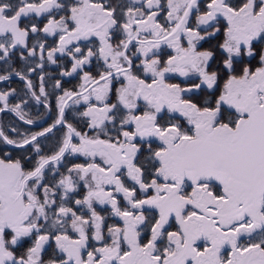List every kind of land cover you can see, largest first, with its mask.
I'll use <instances>...</instances> for the list:
<instances>
[{
	"label": "snow or ice",
	"instance_id": "1",
	"mask_svg": "<svg viewBox=\"0 0 264 264\" xmlns=\"http://www.w3.org/2000/svg\"><path fill=\"white\" fill-rule=\"evenodd\" d=\"M0 62L54 112L0 123V264H264V0H0Z\"/></svg>",
	"mask_w": 264,
	"mask_h": 264
},
{
	"label": "flooded vegetation",
	"instance_id": "2",
	"mask_svg": "<svg viewBox=\"0 0 264 264\" xmlns=\"http://www.w3.org/2000/svg\"><path fill=\"white\" fill-rule=\"evenodd\" d=\"M51 39V38H49ZM215 43V42H213ZM209 45H205V47H208ZM167 51H171V50H167ZM47 68H50V71H47ZM45 70L52 74V76L58 78V72H59V68L57 65H46ZM16 79L17 77H13V79ZM13 79L11 81H7V82H0V89H7V88H17L14 87V81ZM19 79V78H18ZM36 78H34L35 81ZM65 79H71V78H65ZM20 82V88L24 89V83L23 81L19 80ZM78 81L73 80L72 84H68L66 85V87H72L73 85H75ZM49 88L51 87V82H49ZM58 94V93H57ZM55 103V101L53 100V104ZM79 108V110H83L82 108H80L79 106H77ZM26 111H28L30 113V116L34 119H36V124L34 125H26L23 122L19 121L17 117H15V115L13 113H8L7 115H10V118L8 120V122H6L7 124L5 125V127L7 128L9 125L12 127H19L21 129V131H40L43 129V127H47L49 124H51L52 120L54 119V112H46L44 107L41 105H36L34 101H30L29 102V108L26 109ZM66 115L68 116L70 122L74 123L77 125L78 128H80L81 130H84L82 128V123L81 124H77V120L73 119V109H69L66 112ZM12 117V118H11ZM39 117H43L42 119H40ZM11 135V133H10ZM51 137L53 138L52 140H50L48 142L49 147H51V145L54 143L55 138H57L60 133L57 132L56 130H54V132L52 134H50ZM9 151H11V146H9ZM85 157L79 156L78 158L75 156H69L68 160L72 163H81L85 161ZM111 222V221H110Z\"/></svg>",
	"mask_w": 264,
	"mask_h": 264
},
{
	"label": "trees",
	"instance_id": "3",
	"mask_svg": "<svg viewBox=\"0 0 264 264\" xmlns=\"http://www.w3.org/2000/svg\"><path fill=\"white\" fill-rule=\"evenodd\" d=\"M5 67V65H3L2 64V62H0V71H2L3 70V68ZM17 67H19V65L17 64ZM50 68H47V71H50L49 70ZM33 80H34V78H36V76L35 75H33ZM13 81H14V87H17L16 89L18 90V91H21L22 89L20 88V82H19V79L18 78H14L13 79ZM0 88H1V86H0ZM8 113H6V114H0V123H3L4 125H6L7 123L6 122H8V120H9V118H10V115H7ZM12 118V117H11Z\"/></svg>",
	"mask_w": 264,
	"mask_h": 264
}]
</instances>
